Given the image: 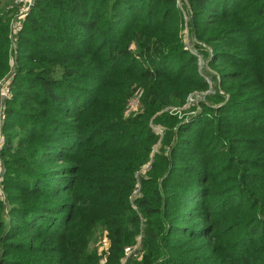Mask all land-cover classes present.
<instances>
[{
	"label": "trees",
	"instance_id": "16d2710c",
	"mask_svg": "<svg viewBox=\"0 0 264 264\" xmlns=\"http://www.w3.org/2000/svg\"><path fill=\"white\" fill-rule=\"evenodd\" d=\"M11 3L0 264H264V0Z\"/></svg>",
	"mask_w": 264,
	"mask_h": 264
},
{
	"label": "built area",
	"instance_id": "2783aa9c",
	"mask_svg": "<svg viewBox=\"0 0 264 264\" xmlns=\"http://www.w3.org/2000/svg\"><path fill=\"white\" fill-rule=\"evenodd\" d=\"M32 3V0H12L11 5L14 7V13L13 16L11 18V22H10V37H11V41H12V45L15 44V39L17 36V33L22 25V19L25 15V13L27 12V10L29 9L30 5ZM9 93V82H8V77H4L2 79H0V101L2 103V100L6 97V95ZM136 99H134V97L129 101V103L131 104V107L135 108V106H133L132 101H134ZM138 102V100H137ZM0 147H1V139H0ZM1 158H0V167H1ZM0 195L3 196V191L2 188L0 186ZM139 239L140 236H137V242L132 245V246H126L124 248L125 251V257L122 258V263L124 262L125 258L127 255H129L130 253L132 254H136L135 248L138 246L139 244ZM99 244H100V249L101 251H105L100 259H99V264H103L106 261V252L108 250V246H109V238L106 236V234H102L99 237Z\"/></svg>",
	"mask_w": 264,
	"mask_h": 264
},
{
	"label": "rangeland",
	"instance_id": "374dc122",
	"mask_svg": "<svg viewBox=\"0 0 264 264\" xmlns=\"http://www.w3.org/2000/svg\"><path fill=\"white\" fill-rule=\"evenodd\" d=\"M2 1H6V0H1V2ZM188 13H189V11H185L184 12V23H185V27L183 28V40H184V43L187 45V47H194V49H195V52H196V46L193 44V42L191 41V33L189 34V30H188V28L186 27V24H187V20H188ZM195 39V38H194ZM196 41V40H195ZM198 63H197V65H198V69L200 70V71H205V70H210L209 68L210 67H208V65H206V60L205 59H203L202 57H198ZM210 82V81H209ZM211 83V82H210ZM203 94L204 93H196L194 96H192V97H189V99H188V101H189V103H188V105H190L192 102H195V104H198L197 103V101L199 100V99H203ZM134 99H136V100H134V101H132V104H133V106H135V107H137V105H138V102H137V100H138V98L137 97H134ZM187 105V106H188ZM158 128H159V126H158ZM2 134H0V139H2ZM5 171V166H3V163L1 164V167H0V181H1V177H2V173ZM98 237H100V234L98 235ZM97 237V239H99ZM93 243H95V241L93 242ZM93 243H92V245H93Z\"/></svg>",
	"mask_w": 264,
	"mask_h": 264
},
{
	"label": "crops",
	"instance_id": "0c3cea01",
	"mask_svg": "<svg viewBox=\"0 0 264 264\" xmlns=\"http://www.w3.org/2000/svg\"><path fill=\"white\" fill-rule=\"evenodd\" d=\"M7 1H10V0H6V1H4V2H7Z\"/></svg>",
	"mask_w": 264,
	"mask_h": 264
},
{
	"label": "water",
	"instance_id": "95a60500",
	"mask_svg": "<svg viewBox=\"0 0 264 264\" xmlns=\"http://www.w3.org/2000/svg\"><path fill=\"white\" fill-rule=\"evenodd\" d=\"M148 166V164L146 165V167Z\"/></svg>",
	"mask_w": 264,
	"mask_h": 264
}]
</instances>
